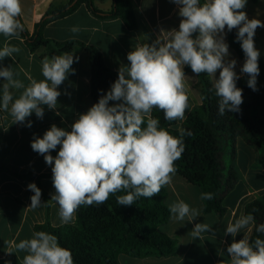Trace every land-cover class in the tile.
Here are the masks:
<instances>
[{
	"label": "clouds",
	"instance_id": "obj_1",
	"mask_svg": "<svg viewBox=\"0 0 264 264\" xmlns=\"http://www.w3.org/2000/svg\"><path fill=\"white\" fill-rule=\"evenodd\" d=\"M178 6L181 17L179 27L167 32V38H157L151 44L137 45L127 54L129 64L121 65L118 78L110 90L101 95L67 131L53 124L42 137L31 142L33 151L43 155L51 166L55 194L51 200L58 206L62 223L73 221L77 209L82 205L105 203L111 194L125 191L117 196L120 206H131L140 198L158 195L165 185L171 183L177 169L175 162L185 151L184 137L190 131L178 127L179 136H173L153 118V109L163 112L167 121H182L189 108V96L185 84V65L199 76L206 73L213 79V89L219 97L218 112H239L243 103L242 89L237 87L240 76L235 71L237 61L229 59V45L225 30L237 29V41L245 55L240 71L249 77L247 83L256 91L260 74V52L255 47L254 36L258 27H264L259 19H249L245 9L247 0H171ZM21 0H0V35L19 38L24 26ZM78 33L80 28L70 29ZM20 48L5 42L0 48V61L13 57ZM78 60V57L75 58ZM73 53H64L42 60L43 80L31 79L25 84L15 78L11 67H0V78L4 79L0 110L8 112L14 123L31 127L27 120L35 113L38 119L44 116V106L55 110L61 92L58 87L74 74ZM219 71V77L216 73ZM13 89H23L14 99ZM110 101L117 103L110 105ZM146 125V126H144ZM53 157L50 153L57 149ZM28 189L32 208L41 205L42 192L35 183ZM201 200H212L211 192L200 195ZM170 218L177 221H195L197 208L183 200L171 203ZM254 223L251 214L241 215L229 223L224 235L235 238L241 229ZM212 228L206 223H195L191 230L193 239H198ZM256 231L264 233V224ZM23 251L22 264H74L72 252L58 243V238L44 231H37L30 239L15 245ZM12 253V252H9ZM230 260L220 264H264V239L254 242L245 236L233 239L227 247Z\"/></svg>",
	"mask_w": 264,
	"mask_h": 264
},
{
	"label": "crops",
	"instance_id": "obj_2",
	"mask_svg": "<svg viewBox=\"0 0 264 264\" xmlns=\"http://www.w3.org/2000/svg\"><path fill=\"white\" fill-rule=\"evenodd\" d=\"M130 1L139 23L137 30H128L121 19H100L85 4H82L73 13L49 23L44 29V36L56 41L77 40L87 46L95 47L103 55L106 65L118 72L121 65L129 64L127 54L133 48L145 43L151 44L157 38L165 40L166 31L178 30L181 19L178 15V6L171 0ZM68 2L69 0H21L22 14L19 19L32 35L36 25L52 5L61 7ZM94 4L100 11L109 12L114 6V0H95ZM243 11L247 13L249 19L256 18L264 22V0H258V3L247 0ZM73 26H78L80 31L71 32L70 29ZM225 32L227 43V29ZM6 41L19 47L20 52L14 53L12 58H4L0 61V67H11L14 73H18L15 78L21 80L25 86L33 78L37 81L43 80L41 71L43 59L40 54L32 53L21 35L10 41L0 35V48H3ZM254 41L264 60V27L256 29ZM229 53V59L237 61L235 71L240 76L237 80L239 81L244 76L240 69L245 62V57L236 53L230 46ZM73 55L72 68L75 72L70 73L58 87L61 95L58 97L55 110L44 106L42 119H38L35 113H32L27 118L32 123L31 127L26 126L27 121L25 124L14 123L8 112L0 110V167L7 169L0 172V264H22L27 253L17 251L15 245L21 240L30 239L36 225L49 221L52 226L60 227L76 222L75 213L73 221L68 224L62 223L58 216V204L52 200L48 211L42 196L39 207H30V198L34 193L28 189L30 183H35L37 187L39 184L50 197L55 194L51 166L46 164L43 155L32 150V140L35 137H42L53 124L70 131L71 125L79 115L86 113L93 105L90 99L89 54L84 50H77ZM77 57L78 60L75 59ZM184 72L189 108L185 112L184 120H177L176 129L181 128L190 112L202 104L203 87L199 76L194 74L187 65L184 67ZM216 77H219V71ZM210 79L213 83V79ZM4 82V79L0 78V96H2ZM22 91L23 89H13L14 99L18 98ZM109 103L112 105L117 102ZM58 151L59 146L50 154L55 157ZM223 154L227 161H231L238 175L234 188L223 194V205L227 210L225 216L220 219L215 214H205L200 199V189L175 173L171 183L165 185L166 204L169 206L173 202L183 200L190 207L197 208L200 213L195 221L188 222V218L184 221L170 219L168 224L159 228L160 232L172 238H180L179 254L170 258L145 259L121 255L119 257L121 264H220L221 261L230 260L227 247L233 239L239 240L245 236L250 239L254 223L241 229L235 238L231 235L225 236L224 232L229 223H234L241 215H245V208L249 203L264 198V169L258 160L259 151L245 138L239 136L234 148L228 147ZM9 171L23 176H33V178H18ZM195 223H206L211 226L212 231L203 233L198 239H193L191 230Z\"/></svg>",
	"mask_w": 264,
	"mask_h": 264
},
{
	"label": "trees",
	"instance_id": "obj_3",
	"mask_svg": "<svg viewBox=\"0 0 264 264\" xmlns=\"http://www.w3.org/2000/svg\"><path fill=\"white\" fill-rule=\"evenodd\" d=\"M252 1L258 3V0ZM72 3L74 5L68 8ZM94 3L95 0H69L61 7L52 5L36 25L32 35L24 25L20 33L28 49L32 53H39L42 59L77 50L86 51L90 58V99L93 105L115 82L118 72L106 65L103 55L95 47L77 40L48 39L44 36V29L54 20L73 13L82 4L100 19H121L130 31L139 28L130 0H114V6L109 12L100 11ZM237 31L233 29L228 32L227 43L236 53L245 57L241 44L236 39ZM258 63L260 74L257 77V90L253 91L248 86L249 77L244 74L236 82L243 95L240 111L226 112L224 115L218 112L219 97L215 94L210 77L201 73L202 104L190 112L181 126L192 135L184 137L185 151L175 162L176 173L189 184L197 186L201 193L213 194L212 200H202L203 210L205 214H215L220 219L227 212L223 205V194L231 191L238 181L231 161L227 162L223 156L227 148L233 149L239 136L245 138L258 149V160L264 169V60L261 55ZM152 116L159 119L160 126L170 134L179 136L177 121H167L163 112L158 109H153ZM6 170L0 167V172ZM9 172L18 178H33ZM38 187L49 211L51 197L39 184ZM125 194V191H120L111 194L103 204L80 206L76 211L74 224L54 227L47 221L36 225L35 232L44 231L55 235L60 246L72 252L74 264H121V255L137 259L176 257L181 248L180 238H172L159 231L171 219L165 202L166 187H162L160 193L152 198L140 197L131 206H120L117 196ZM248 214L254 217L250 243L258 237L264 239V233L256 231L260 224H264V198L249 203L245 208V215Z\"/></svg>",
	"mask_w": 264,
	"mask_h": 264
},
{
	"label": "water",
	"instance_id": "obj_4",
	"mask_svg": "<svg viewBox=\"0 0 264 264\" xmlns=\"http://www.w3.org/2000/svg\"><path fill=\"white\" fill-rule=\"evenodd\" d=\"M74 5V3H72L68 8H70L71 6H73Z\"/></svg>",
	"mask_w": 264,
	"mask_h": 264
},
{
	"label": "rangeland",
	"instance_id": "obj_5",
	"mask_svg": "<svg viewBox=\"0 0 264 264\" xmlns=\"http://www.w3.org/2000/svg\"><path fill=\"white\" fill-rule=\"evenodd\" d=\"M227 162H229V161H227Z\"/></svg>",
	"mask_w": 264,
	"mask_h": 264
}]
</instances>
